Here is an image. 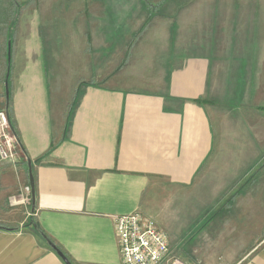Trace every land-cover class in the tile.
<instances>
[{
  "label": "crops",
  "instance_id": "obj_1",
  "mask_svg": "<svg viewBox=\"0 0 264 264\" xmlns=\"http://www.w3.org/2000/svg\"><path fill=\"white\" fill-rule=\"evenodd\" d=\"M168 4L213 6L181 20L174 12L158 35L149 36L142 33L140 17L141 26L130 28L138 15L128 8L115 16L105 13V21L86 16L85 51L99 54L97 62L85 64L86 77L80 76L83 64H54L53 56L46 61L48 52L75 44L80 33L74 20L48 19L35 8L19 17L27 25L16 51L27 60L11 64L7 87L8 119L19 145L15 165L0 161V226L14 230H0V264H64L24 228L30 219L71 264H121L114 217L136 211L158 216L162 203L168 207L174 196L185 197L180 206L185 226L173 236L163 216L161 225L178 257L201 264H264V237L249 240L261 209L252 201L237 204L262 172L224 204L251 166L264 160V128L254 123L264 118V0ZM226 5L232 12H223ZM96 21L106 32L98 48L91 31ZM114 31L116 38L108 34ZM220 38L226 46L219 52ZM109 64L116 70L101 79ZM73 98L77 103L71 107ZM198 98L203 105L192 102ZM243 149L253 155L241 161ZM27 159L33 213L30 195L28 203L19 202L29 186ZM229 163L236 167L225 171ZM198 199L206 204L199 206ZM229 213L236 222H225ZM206 220L210 223L202 226ZM213 235L223 240L202 241Z\"/></svg>",
  "mask_w": 264,
  "mask_h": 264
},
{
  "label": "rangeland",
  "instance_id": "obj_2",
  "mask_svg": "<svg viewBox=\"0 0 264 264\" xmlns=\"http://www.w3.org/2000/svg\"><path fill=\"white\" fill-rule=\"evenodd\" d=\"M127 1V2H126ZM144 1V7H140L138 3L140 2L139 0H0V110L6 109V87L9 86V78H10V67L11 64H16L18 62H22L24 64L25 59L23 53H19L16 51L18 48V43L19 40H23L25 37L24 36H19L20 30H24L26 28V22H23L22 20L19 19L20 16H22L23 13H28L30 9L35 8V11L41 12L42 16L47 17L50 19L51 16L55 15H60L63 16L65 20H67L68 23H72L71 21L74 20V26L77 27V32L80 33L78 37H76V42L73 44L72 42L70 44H66V47H63L64 51H61L59 53L57 52H48L46 61L48 62L47 64H50V58L53 56L54 57V64H83L81 69H80V76L81 77H86L87 76V69H84V66L86 64V67L89 66V64H94V62H97V54H88V52L85 51V36L82 34L83 33V25L85 22V18L87 17H95L98 18L101 17L103 21H105V13L110 12L113 16H115L114 13L118 12L124 14L127 11V8L129 9L130 12L134 13L135 16L131 21H129V25L134 28L137 26H141L142 20L139 19H144L145 21V28L143 34L145 33V36H149L150 34H153L156 32V35H158L161 32V27L163 25V22L165 19L171 18L170 15L172 16V13H176L177 17L179 19H183L184 16L183 14H194L197 12L201 11V8L205 7H211L213 5L209 6H202L199 4H189V5H172L168 4L169 2L172 1L173 4L176 3H181L184 2V0H168V3L164 4L166 0H142ZM125 2V3H124ZM122 4L121 9H118L115 4ZM158 3H162L158 5ZM15 5L17 7L15 9ZM227 7L225 11L223 12H232V5H226ZM116 8V9H115ZM144 8V9H143ZM8 12V15L5 14V11ZM8 16L10 18H8ZM50 16V17H49ZM136 17H140L139 19H136ZM8 18V19H7ZM22 18V17H21ZM178 19V20H179ZM138 20V22H136ZM46 22H51L50 20H45ZM55 22V21H54ZM28 23V22H27ZM99 21L97 23L94 22L91 25V31L93 34V42L97 45V48L100 46L104 45L105 38L103 35H105V30L103 28H100ZM159 29H158V27ZM105 28V25H104ZM135 29V28H134ZM117 32L114 31V33H108L110 37L116 38L119 35H116ZM107 37H109L107 35ZM73 37H66L65 40H72ZM184 39V38H182ZM17 40V41H16ZM221 45L219 48L220 50L224 49L225 46L222 45V41L225 40V38H220ZM8 41L11 42V44L8 45ZM16 41V42H15ZM131 42V40H130ZM264 46V43H263ZM120 48V47H118ZM55 49V48H53ZM58 55V57H57ZM57 57V59H56ZM122 53L119 52L117 54L118 61H121ZM181 65V64H177ZM116 65H108L103 72H102V77L101 79H104L105 77L109 76L111 73H113L116 68ZM119 66V64H118ZM117 67V66H116ZM121 69L118 68L117 71ZM134 72L137 70L134 69ZM153 71V70H152ZM153 75V74H152ZM83 79V78H82ZM148 86H146L147 88ZM75 98V95L73 96ZM73 98V99H74ZM261 98V96H258L257 100ZM73 102V100H72ZM71 102V103H72ZM258 103V101H256ZM224 118V117H223ZM254 123H257L256 125L260 127L261 129L264 128V118L263 117H256V120ZM260 143H264V139L260 140ZM263 151H264V144L262 145ZM229 152H232V150H228ZM236 153V150H234ZM241 155H240V160H246V157H250L253 154L247 153L246 150H241ZM252 151V150H251ZM226 154H229L227 150H225ZM263 155V154H262ZM261 155V156H262ZM231 159V158H230ZM260 162H264V160H260ZM236 167V165H232L229 163V165L226 166V170L232 169ZM252 167V168H251ZM251 170L249 171L250 173H253L255 171V166H251ZM246 168L245 164L240 165V172H242ZM223 172V171H222ZM261 177L259 180L256 182L255 186H252L251 191L247 194L246 197L242 198L240 197L237 200V204H249V201H252L253 204H256L257 207L261 209L260 218L261 222H255L257 225L256 228V235L255 237L249 239L251 244L257 243L264 237V169L261 171ZM188 192V191H186ZM188 194V193H186ZM187 199V196H186ZM197 199V198H193ZM185 197H177L174 196L169 200V205L168 207L166 206L165 202L162 203L163 209L160 215L155 216L156 212L150 216L143 214L146 217H153V219L158 223V226L162 228V230H166L162 225H161V216H163V223L168 224V228L171 230L173 236L175 234L179 233L181 229L184 228L185 223H186V217L184 218V214L180 212V206L182 207V203H185ZM198 202L204 206L206 203L202 201L201 199H198ZM160 204V208H161ZM234 213H229L225 217V222H236V218L234 217ZM223 220V222H224ZM209 221L206 220V222L203 223L202 226H207ZM167 227V226H166ZM225 225L220 226V235L222 232L225 231ZM233 228V225L230 226L229 230L231 231ZM199 229V228H198ZM197 229V232H198ZM250 234L255 231L254 229L250 230ZM167 232V231H166ZM168 235V234H167ZM169 236V235H168ZM186 239V235L183 236L180 239V243L184 242ZM218 235H213L210 236L202 241H206V243H214L217 241L223 240L220 238L218 240ZM228 240H231L228 239ZM200 249V248H198ZM197 251V250H196ZM199 251V250H198ZM201 254V251H199ZM174 255L175 252H172ZM177 256V255H176ZM222 260H217V261H211V264H220ZM195 264H201V263H195Z\"/></svg>",
  "mask_w": 264,
  "mask_h": 264
},
{
  "label": "built area",
  "instance_id": "obj_3",
  "mask_svg": "<svg viewBox=\"0 0 264 264\" xmlns=\"http://www.w3.org/2000/svg\"><path fill=\"white\" fill-rule=\"evenodd\" d=\"M16 140L10 131L6 110H0V161L16 164L14 149ZM28 203L30 188H24ZM17 201L12 200L15 204ZM114 233L121 264H195L174 255L170 250L168 236L151 218L136 211L114 217Z\"/></svg>",
  "mask_w": 264,
  "mask_h": 264
},
{
  "label": "water",
  "instance_id": "obj_4",
  "mask_svg": "<svg viewBox=\"0 0 264 264\" xmlns=\"http://www.w3.org/2000/svg\"><path fill=\"white\" fill-rule=\"evenodd\" d=\"M5 87H6V98L8 99V89H7V85L5 83ZM6 99V100H7ZM7 104L8 102L6 101V111H7ZM10 124V121H9ZM10 131L12 132L16 143L19 145V140L13 130V127L10 124ZM27 166H28V184H29V188H30V205H31V212H34V206H35V193H34V179H33V175H32V170H31V166H30V161L27 159ZM30 225L32 226V228L35 230V232L42 238V240L45 242V244L64 262V264H71L69 262V260L64 256V254L38 229V227L34 224V221L30 219L29 221ZM0 230H9L12 231L14 229H8L5 228L3 226H0Z\"/></svg>",
  "mask_w": 264,
  "mask_h": 264
},
{
  "label": "trees",
  "instance_id": "obj_5",
  "mask_svg": "<svg viewBox=\"0 0 264 264\" xmlns=\"http://www.w3.org/2000/svg\"><path fill=\"white\" fill-rule=\"evenodd\" d=\"M94 84V83H92ZM7 99V98H6ZM8 102L7 104V110L9 107V98L6 100ZM193 103H195L196 105L200 106L204 104V101L201 98L198 99H194L192 100ZM77 103L76 99H74V101L71 104V107H73L75 104ZM70 107V109H71ZM8 114V113H7ZM264 169V162L258 164L255 167V171L253 173H250L248 175L247 178H242L235 186V190L233 192H231V194L227 197L226 201L224 202V204H229L230 202H232V200L240 193L241 190L243 189H247L250 185V183L252 181H254V176L255 174L261 173V171ZM35 224V223H34ZM36 225V224H35ZM24 228H29V230L35 235L37 236L40 240H42V238L35 232V230L32 228V226L30 225L29 221L27 222V224L24 226ZM43 241V240H42ZM44 242V241H43ZM45 243V242H44Z\"/></svg>",
  "mask_w": 264,
  "mask_h": 264
}]
</instances>
